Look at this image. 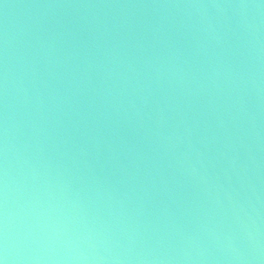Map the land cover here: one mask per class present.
I'll return each mask as SVG.
<instances>
[{
    "label": "water",
    "instance_id": "obj_1",
    "mask_svg": "<svg viewBox=\"0 0 264 264\" xmlns=\"http://www.w3.org/2000/svg\"><path fill=\"white\" fill-rule=\"evenodd\" d=\"M0 264H264V0H0Z\"/></svg>",
    "mask_w": 264,
    "mask_h": 264
}]
</instances>
